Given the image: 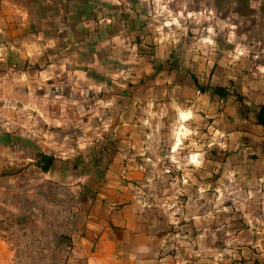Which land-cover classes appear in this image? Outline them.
I'll use <instances>...</instances> for the list:
<instances>
[{
  "label": "rangeland",
  "instance_id": "rangeland-1",
  "mask_svg": "<svg viewBox=\"0 0 264 264\" xmlns=\"http://www.w3.org/2000/svg\"><path fill=\"white\" fill-rule=\"evenodd\" d=\"M24 1L33 9L5 14L0 0V238L9 264H70L71 239L118 150L111 116L122 94L113 80L148 83L135 94L155 100L138 110L133 153L145 164L142 203L168 234L170 254L246 264L264 250V197L226 178L223 134L210 133L209 119L183 122L176 112L197 91L162 89L166 69L186 85L180 66L203 76L212 61L224 82L232 67L227 86L243 102L239 78L264 73V0H69L53 25L45 19L53 5ZM53 26L71 35L73 51L63 52ZM181 143L203 153L199 169L175 166L176 152L188 153ZM43 154L56 160L49 171Z\"/></svg>",
  "mask_w": 264,
  "mask_h": 264
},
{
  "label": "crops",
  "instance_id": "crops-1",
  "mask_svg": "<svg viewBox=\"0 0 264 264\" xmlns=\"http://www.w3.org/2000/svg\"><path fill=\"white\" fill-rule=\"evenodd\" d=\"M28 1L31 4L40 2V0ZM68 1L42 0V3L54 7L53 10L49 7V14L45 17L51 25L68 15V11L65 10ZM2 2L5 4L2 8L5 14H24L25 7L28 10L33 9V6H25L27 3L24 0H2ZM51 29L56 35L62 36V39L66 38L67 43L63 44V52L73 51L71 35L62 34L63 28L59 26L55 28L53 26ZM211 62L209 65L211 70L203 76L197 75L186 65L180 66L177 78L185 80L186 85L171 77L170 69L165 68V72L162 73L164 79L162 89L168 91L172 85L184 91L186 87L191 91H197L192 99L182 100L185 102L182 103V107L179 106L180 111L176 112L179 119L181 115L186 114L187 118L180 121L186 122L192 118L204 119V117L209 119L210 133L217 131L223 134L222 149L227 153L224 171L226 178L243 180L246 182L247 195L264 197V125L257 121V113L260 107L264 106V73L254 71L239 78L240 82L236 88L238 94L243 97L242 102L230 95L227 86L233 71L232 67L226 70L228 77L225 78L228 80L225 79L227 82H224L223 67L217 62L211 65ZM232 79L235 80L234 77ZM113 81L121 85L118 93L119 95L121 93L122 97L119 99L118 93L116 96L117 101L119 99L123 103L120 104V108L115 106L111 116L112 132L118 141V150L103 173L99 189L91 194L83 228L71 239L72 255L67 263L202 264V259L197 257L198 255L186 258L182 253L170 254L167 247L170 241L168 234L141 200L139 183L145 177V164L143 159L136 155L137 153H133L139 134L138 110H143L146 105L151 106L155 100L149 96L150 93L145 94L147 92L141 97L137 96L135 90H146L148 83L134 86L133 81L130 80ZM215 87L225 88V95L215 92ZM188 100L190 102L186 103ZM218 105H221L220 110ZM55 162L56 160L53 161V165ZM68 176V174L57 175L54 179L65 181L68 180ZM79 183L77 181V187L84 189L83 184ZM257 220L260 221L259 218ZM262 241L264 236H261L258 242ZM246 258V264H264V250L249 254ZM9 261V246L0 238V264H9Z\"/></svg>",
  "mask_w": 264,
  "mask_h": 264
},
{
  "label": "clouds",
  "instance_id": "clouds-1",
  "mask_svg": "<svg viewBox=\"0 0 264 264\" xmlns=\"http://www.w3.org/2000/svg\"><path fill=\"white\" fill-rule=\"evenodd\" d=\"M180 119L183 120V115L180 116ZM178 147L180 148V151L182 152L184 149H188V153L184 155L183 157H180V153L176 152V157H179V159L176 160L175 166L180 168H187L188 165H195V168L193 169H199L204 164V157L203 153L199 152L197 150V147L194 143L190 144H179Z\"/></svg>",
  "mask_w": 264,
  "mask_h": 264
},
{
  "label": "trees",
  "instance_id": "trees-1",
  "mask_svg": "<svg viewBox=\"0 0 264 264\" xmlns=\"http://www.w3.org/2000/svg\"><path fill=\"white\" fill-rule=\"evenodd\" d=\"M195 82L197 83V80L196 79H195ZM197 85H198V83H197ZM201 89H203V88L201 87ZM214 90H215V92H217L218 94H220L222 96L225 95V88H223V87H215ZM242 100H243V98H242ZM257 121L260 124H263L264 125V106H261L260 109H259V112L257 113ZM42 158L45 160L46 164L44 166H41V165L40 166L42 167V169L44 171H48L49 168L53 164L54 158L52 156L46 155V154H43L42 155Z\"/></svg>",
  "mask_w": 264,
  "mask_h": 264
}]
</instances>
